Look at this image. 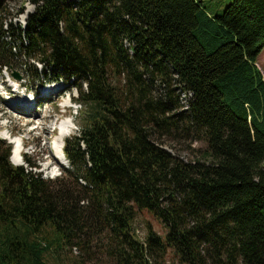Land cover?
Returning a JSON list of instances; mask_svg holds the SVG:
<instances>
[{"label":"trees","instance_id":"obj_1","mask_svg":"<svg viewBox=\"0 0 264 264\" xmlns=\"http://www.w3.org/2000/svg\"><path fill=\"white\" fill-rule=\"evenodd\" d=\"M4 2L0 69L71 81L83 111L67 186L13 167L0 141V264L67 249L94 263L93 248L103 264H264V0L220 14L197 0H29L24 27ZM162 137L201 141L203 157H173ZM138 211L164 238L133 235Z\"/></svg>","mask_w":264,"mask_h":264},{"label":"rangeland","instance_id":"obj_2","mask_svg":"<svg viewBox=\"0 0 264 264\" xmlns=\"http://www.w3.org/2000/svg\"><path fill=\"white\" fill-rule=\"evenodd\" d=\"M28 1L29 0H5L3 7L7 18L11 19L12 23H15L17 25L22 24L21 27H24L23 24H25L26 15L32 13L34 9L32 4ZM197 1H201L202 5L210 14H220L224 10V8L231 2V0ZM19 64L20 61H17L11 67L12 72L17 73L21 78L20 81H16V84H20V94H22L20 98L30 97L29 91L26 92V95H23L24 90L21 89V86L24 87V79L26 78L24 77V79H22V76H25L26 72L22 67H17ZM255 65L264 77V47L258 54ZM36 70H40L39 65L36 66ZM13 80L14 79L11 75L10 69H7L6 72H0V140L4 141L6 144H10L8 141L10 140V138H17L15 139V141L20 140L23 143L22 156L24 155L25 159H27L30 163L40 165V169L42 165L43 167H45L47 166V164H51V166H54V169H52L51 171H47L45 169L39 171V167L37 169H30L29 167H27L29 165H27L24 160H22L21 164L17 166L23 165L24 168L26 167V170H31L32 173L38 174L40 172V175L43 179L52 180L54 182L59 181L63 186H67V183L70 182V177H68L67 172H63V170L69 166L67 162H64L65 166H62L55 161V159L58 158V153L55 151L54 143L56 138L59 136V133L55 129H59V124L64 120L72 121V131L68 136H66L64 141L70 140L72 136L77 135V133L80 131L82 121L81 112L83 111V108L78 103L73 102L75 99H78V92L72 89L73 84L62 83L64 86V90L63 92H61V95H52L49 101L43 102L46 103L45 106H40L37 110L31 111L29 116L31 118H25L23 114H18V112H14L11 110V108L9 107L11 97L9 94L4 93V90L6 88L7 91H10L12 89V84H10V82ZM172 84H175V82H172ZM152 93L155 97L163 96L164 93L162 84L155 83ZM176 93L179 95L181 106L183 107V109H185L188 101L191 98L190 94L180 89H176ZM68 98H70L72 104L75 105V109H63L64 105L68 103ZM38 115L40 116L36 118L35 116ZM3 132L7 134V139L4 136L6 134H2ZM157 145L170 153L171 156L178 157L187 163L193 162L194 158L196 157H203V152L205 150L204 143L198 140L193 141L190 139L173 140L169 137H162L160 139V143H157ZM4 147L5 146L1 145L0 153H4ZM11 156L12 154L10 151V157ZM148 226L151 227L152 231L164 238L166 229L162 226L161 222L154 215L147 211H138L136 213L134 221L132 222L131 228L133 235L139 241H144L147 235ZM93 250L95 253L92 255V257L94 259L98 257L97 261H95L94 263L87 262L86 258L81 256V252L78 249H67L64 251H59V255L54 256H59L60 258L58 260L53 259V261L50 259V263L96 264L101 261V264H103L104 261H106L105 257L98 254V248H93Z\"/></svg>","mask_w":264,"mask_h":264},{"label":"bare ground","instance_id":"obj_3","mask_svg":"<svg viewBox=\"0 0 264 264\" xmlns=\"http://www.w3.org/2000/svg\"><path fill=\"white\" fill-rule=\"evenodd\" d=\"M18 104L21 105V107L23 109V112H24L23 115L25 116V118H31V117H29L30 115H29V112H28V110L26 108V106L29 104L28 99H26V100H24V101H22V102H20ZM67 104L64 105V107H66ZM35 117L37 118L39 116H35ZM55 130H57V132L59 133V136L56 138L55 143H54L55 151L58 153V158H56L55 160H56V162L59 163V160H61V156H63L62 155V148H63V145H64V139L72 131V122L71 121H65L64 120L62 123L59 124V129L56 128ZM4 136H7V134L4 135ZM21 142L22 141H20V140H17V141L14 140L15 148H14V150L12 152V156H11L12 157L11 159H12L13 164H18L19 161H20V158H19V155H18V151L20 149V143Z\"/></svg>","mask_w":264,"mask_h":264},{"label":"water","instance_id":"obj_4","mask_svg":"<svg viewBox=\"0 0 264 264\" xmlns=\"http://www.w3.org/2000/svg\"><path fill=\"white\" fill-rule=\"evenodd\" d=\"M12 75H13V77H14L15 79H17V80L20 79V77L17 75V73H13Z\"/></svg>","mask_w":264,"mask_h":264}]
</instances>
